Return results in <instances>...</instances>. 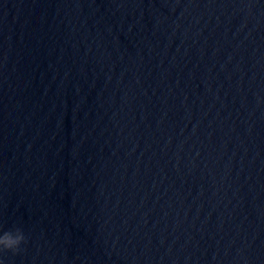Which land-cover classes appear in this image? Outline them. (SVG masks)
<instances>
[{"label":"clouds","instance_id":"1","mask_svg":"<svg viewBox=\"0 0 264 264\" xmlns=\"http://www.w3.org/2000/svg\"><path fill=\"white\" fill-rule=\"evenodd\" d=\"M27 242L24 231L20 227L4 229L0 227V253L11 251L18 253L21 251V245Z\"/></svg>","mask_w":264,"mask_h":264}]
</instances>
